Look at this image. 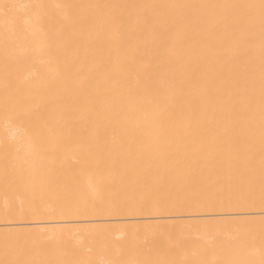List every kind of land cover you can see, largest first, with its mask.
<instances>
[{"label":"bare ground","instance_id":"bare-ground-1","mask_svg":"<svg viewBox=\"0 0 264 264\" xmlns=\"http://www.w3.org/2000/svg\"><path fill=\"white\" fill-rule=\"evenodd\" d=\"M0 264H264V0H0Z\"/></svg>","mask_w":264,"mask_h":264}]
</instances>
